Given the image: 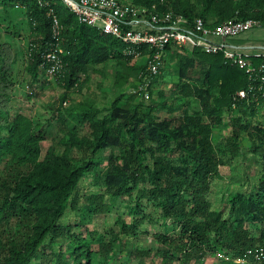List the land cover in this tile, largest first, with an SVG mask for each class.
I'll list each match as a JSON object with an SVG mask.
<instances>
[{
  "label": "trees",
  "instance_id": "obj_1",
  "mask_svg": "<svg viewBox=\"0 0 264 264\" xmlns=\"http://www.w3.org/2000/svg\"><path fill=\"white\" fill-rule=\"evenodd\" d=\"M7 1L27 14L30 40L23 78L31 85L45 73L41 63L53 41L51 16L58 19L63 68L56 80L63 93L55 119H50L55 128L49 120H36L19 111L13 100L12 60L9 50L0 45V163L5 159L6 169L12 170L10 179L0 182V264H130L134 260L145 264V258L154 253L141 248L143 231L161 247L155 253L160 257L158 264H186L191 258L201 262L204 256L217 254L222 255V264H258L255 255L264 264V228L255 237L249 227L264 223V152L260 162L254 158L261 167L258 182L249 192L228 193L217 212L210 210L207 201L211 179L219 177L226 160L242 154L239 136L233 132L223 152L228 159L216 156L212 130L223 125L225 113L232 122H239L247 106L254 115L256 103L264 104L260 95L257 101L251 95L233 99L236 92L248 90L245 68L225 60L222 52L179 48L188 56L175 66L176 83L182 87L178 94L197 103V110L161 101L158 106L179 109L180 114L160 117L142 111L145 99L133 94L127 102L137 98L134 108L119 104L122 94L102 116L94 103L72 100L71 106L64 107L90 68L114 59L119 66L115 82L132 88L148 77L145 58L126 56L121 40L81 24L61 0ZM132 3L155 5L159 13L182 15L189 24L196 18L208 26L252 19L264 27V0ZM177 50L174 45L166 47L164 64ZM196 61L204 65L191 77ZM251 61L257 65L260 59L252 57ZM162 69L148 88L150 101ZM31 95L25 97L31 99ZM244 125L256 156L255 150L264 148V127ZM53 133L56 143L43 151V143ZM89 175L101 181L103 191L80 204L79 185ZM121 198H126L130 223L117 217L116 227L103 232L84 226L95 215L109 213ZM68 209L77 213L76 226H84L82 232L63 224ZM150 224L163 231L147 230ZM238 259L246 260L236 263Z\"/></svg>",
  "mask_w": 264,
  "mask_h": 264
},
{
  "label": "rangeland",
  "instance_id": "obj_2",
  "mask_svg": "<svg viewBox=\"0 0 264 264\" xmlns=\"http://www.w3.org/2000/svg\"><path fill=\"white\" fill-rule=\"evenodd\" d=\"M2 1L5 3L3 4ZM123 2L130 3L132 0H121ZM13 3L7 0H0V45H4L7 48L13 74V81L15 86L13 88V100L16 101V106L19 111L27 113L33 116L34 119L40 121H50L51 127L55 128V124L52 122L55 119L54 110L58 106L59 98L63 93V88L57 84L56 76H49L46 73L40 77L38 83L31 85L24 78L23 67L27 63L28 56V43L30 40L29 35V23L27 14L23 8L18 6L12 7ZM13 26L15 28H13ZM224 43L233 45L236 47H247L254 45V47H264V27L253 28L249 31L243 32L235 37H227L223 40ZM178 52V53H177ZM176 54L171 59H167L162 69L160 78L153 86L152 101H143L144 107L142 111L151 112L157 116H178L180 110L170 111L163 104L158 106L161 101L168 106H178L184 104L189 106L190 110H197L199 107L197 103H194L190 99L180 98L181 85H177V77L175 74L176 63L186 58L188 55L181 51L179 48ZM250 53V52H249ZM204 64L195 62V67L189 72V76L194 77L198 70L203 67ZM119 69L117 62L114 59H110L105 64H97L88 70L86 76H81L82 82L79 87L74 86V90L69 93L68 99L63 104L64 107L71 106V101L75 102H87L94 103L95 107L100 110V116L106 114V110L109 109L112 101L116 97L122 95L120 105L128 104L131 108H134L139 100L136 98L134 103H128L127 98L131 95L129 86H118V82H115V73ZM80 89V90H79ZM179 93V94H178ZM26 94H32L31 99H27ZM184 96V95H183ZM139 97V96H138ZM127 102V103H126ZM244 115L240 117L241 121L232 122L231 116L227 113L223 117V125L211 132V144L213 152L216 156L225 158V144L231 139L233 132L239 136L240 150L242 154L236 157H232L226 160L224 166L220 167L219 177L211 179L210 191L207 194V201L212 211H219L223 202H225L227 194L232 192H249L258 182V167L261 164H256L255 157H258L260 162L261 153L263 149H256L258 153L256 156L252 151L250 142L247 137L246 131L243 129L244 124H250L251 127L263 126L264 127V104L256 103L254 115L250 114L249 106L244 109ZM52 118V121L50 120ZM55 132V131H54ZM86 132V128L85 131ZM53 133L51 136H47L46 141L43 143V149L49 145L56 143L53 140ZM45 149L43 151H45ZM108 153V152H107ZM259 155V156H258ZM8 163L6 160L0 163V182L3 179L9 180L12 170L6 169ZM93 175L86 176L79 185V197L81 199L80 204H87L88 197L94 193H100L103 191L101 181H96ZM143 184L141 183L140 186ZM126 198H121L118 205L112 207L111 211L107 214L95 215L90 223L84 225L89 230L98 229L100 232L115 228L116 218H120L124 223L131 222V215L124 208ZM79 217L74 210H67V214L62 219L63 224H71L74 231L82 232L84 226L78 228L76 223ZM250 230L255 237H259L260 230L264 228V223H260L255 227L250 225ZM147 230L150 231H163L161 227L154 224L147 226ZM140 246L142 249H150L153 255L145 258V264H158L160 257L155 253L161 247L153 241V239L146 233H140L139 236ZM94 249L97 248V244L92 245ZM69 250V248H68ZM123 258V255L121 256ZM222 255L216 256L206 255L203 257V261L198 262L195 258H191L186 264H222ZM135 260L130 264H135Z\"/></svg>",
  "mask_w": 264,
  "mask_h": 264
},
{
  "label": "built area",
  "instance_id": "obj_3",
  "mask_svg": "<svg viewBox=\"0 0 264 264\" xmlns=\"http://www.w3.org/2000/svg\"><path fill=\"white\" fill-rule=\"evenodd\" d=\"M75 15L81 24L91 26L105 35L121 40L124 54L133 60L142 57L146 60L147 78L137 83L129 91L145 100L149 99L148 88L152 79L159 74L164 65V53L167 46L178 48H198L206 53L222 52L225 60L245 68L250 81L248 90H240L234 100L251 97L257 101L259 95L264 101V51L249 53L223 42L227 37H235L253 28L262 27L257 20L248 19L224 21L215 26H208L201 18L191 24L182 15L172 12L159 13L155 5L136 6L132 2L121 0H61ZM61 26L58 19L51 16V33L53 41L42 56L41 68L49 76L58 75L63 68L60 47ZM144 51L145 54H144ZM259 58L254 65L251 58ZM257 83V84H255ZM247 254H250L248 251ZM258 264H263L258 255L254 256ZM246 259H238L242 263Z\"/></svg>",
  "mask_w": 264,
  "mask_h": 264
},
{
  "label": "crops",
  "instance_id": "obj_4",
  "mask_svg": "<svg viewBox=\"0 0 264 264\" xmlns=\"http://www.w3.org/2000/svg\"><path fill=\"white\" fill-rule=\"evenodd\" d=\"M233 46V45H231ZM233 47H236V46H233ZM237 49L243 51V52H250V53H256V52H262L264 51V47H254V45H251V46H247V47H236Z\"/></svg>",
  "mask_w": 264,
  "mask_h": 264
}]
</instances>
